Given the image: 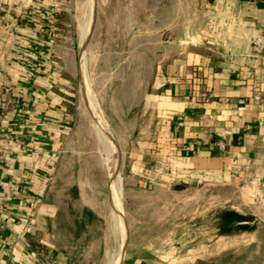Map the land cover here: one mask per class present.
Here are the masks:
<instances>
[{
  "label": "crops",
  "instance_id": "0c3cea01",
  "mask_svg": "<svg viewBox=\"0 0 264 264\" xmlns=\"http://www.w3.org/2000/svg\"><path fill=\"white\" fill-rule=\"evenodd\" d=\"M77 2L0 0V264H80L75 227L101 221L83 203L84 172L60 168L75 155L66 58L82 36ZM144 2L159 19L150 32L173 36L142 97L129 177L144 188L236 185L258 204L237 223H264V0ZM129 241L117 264H173Z\"/></svg>",
  "mask_w": 264,
  "mask_h": 264
},
{
  "label": "rangeland",
  "instance_id": "374dc122",
  "mask_svg": "<svg viewBox=\"0 0 264 264\" xmlns=\"http://www.w3.org/2000/svg\"><path fill=\"white\" fill-rule=\"evenodd\" d=\"M76 5L73 31H81L82 36L80 40L77 37L66 58L67 71L76 88L75 155L62 161L60 168L84 172L83 203L94 206L101 219L95 229L98 242L91 241L79 263H116L122 248V231L117 224V203L122 197L130 238L173 264H193L198 256L207 261L205 264H213L208 262V256L214 249V239L218 264H245L247 257L246 264H264V249L260 251L264 227L251 235L236 230L230 239L218 234L214 238L216 230L220 233L219 224L227 208L243 213L258 211V204L248 194H242L238 186H217L214 191L207 187L180 190L177 185L144 188L129 177L128 151L139 136L142 97L156 69L159 45L173 35L150 32L159 19L145 17L144 0H78ZM130 13L133 17H128ZM92 22L91 36L84 46ZM108 129L115 136L121 156L118 173V152L113 141L108 166L113 171L110 173L115 193L117 187L120 189L117 201L112 193L111 200L109 196ZM61 180L62 187L71 181Z\"/></svg>",
  "mask_w": 264,
  "mask_h": 264
},
{
  "label": "trees",
  "instance_id": "16d2710c",
  "mask_svg": "<svg viewBox=\"0 0 264 264\" xmlns=\"http://www.w3.org/2000/svg\"><path fill=\"white\" fill-rule=\"evenodd\" d=\"M178 189H182L183 188V185H178L177 186ZM86 214H88L86 211L84 212ZM241 212L239 211H234L233 208H227L225 211H224V219L222 221V223L219 224L220 228H219V232L220 233H217V230L215 232V236L214 238H216V235L218 234L220 237H225L226 239H230V237H234L233 235H236V230L240 231V230H243V231H248L249 233H247L248 235H251L252 231L253 232H259L260 231V228H263L264 227V223H254L253 225H248V224H238L237 221H238V218L241 217ZM222 216V217H223ZM76 229V237L80 240V241H84L82 242V248H78V252H77V256H80L82 257L83 256V252L87 249L86 247L90 245L91 241L96 237L98 236L99 234H97V231L95 230L96 227L95 226H91V225H76L75 227ZM255 242V241H254ZM252 242L253 245H255V243ZM257 244L258 242H261V241H256ZM80 244V243H79ZM213 244L214 245V249L212 248L211 250V253L209 254L208 256V262L209 263H213V264H218V256H216L218 253H217V250H216V239H214L213 241ZM85 247V248H84ZM213 247V245H212ZM261 250L260 251H263L264 249V239L262 240V243H261ZM211 249V247L209 248ZM79 257V258H80ZM248 257L246 258V263H248ZM207 261L203 258H201V256H198L197 260H194L193 264H205Z\"/></svg>",
  "mask_w": 264,
  "mask_h": 264
},
{
  "label": "bare ground",
  "instance_id": "6f19581e",
  "mask_svg": "<svg viewBox=\"0 0 264 264\" xmlns=\"http://www.w3.org/2000/svg\"><path fill=\"white\" fill-rule=\"evenodd\" d=\"M89 29H90V26H89ZM89 29H88V31H89ZM87 31V32H88ZM86 76L85 77H87V74H85ZM87 79H88V77H87ZM94 104H96V102L94 101ZM97 112L98 113H100L101 115H102V113L100 112V111H98V109H97ZM98 127H99V129H100V131H101V133H102V136L104 137V133H103V130H102V128H101V125L100 124H98ZM108 133L110 134V132H109V129H108ZM112 149H113V140H112V138L108 135V147H107V155H106V162H107V169H108V176H109V179H110V181L113 183V185H112V190H111V193L113 194V196H114V198H115V200H116V198H117V196L120 194V189L117 187V192L115 193V186H114V181H113V178H112V176H111V173H110V171H112V170H110L109 169V166H108V158L110 157V156H112ZM111 167V166H110ZM113 172V171H112ZM112 174H116V170L114 171V173H112ZM113 175V176H114ZM117 201V200H116ZM116 203V202H115ZM114 205V204H113ZM116 205V204H115ZM117 205H118V213H117V216H118V220H117V224H118V227L120 228V230L122 231V248H121V253H122V250H123V247H124V245H125V243H126V240H127V236H126V222H125V219H124V210H123V201H122V197L120 198V200H119V202L117 203ZM115 214V213H114ZM121 253L119 252V257H118V259H117V261H116V263H118L119 261H120V258H121Z\"/></svg>",
  "mask_w": 264,
  "mask_h": 264
},
{
  "label": "water",
  "instance_id": "95a60500",
  "mask_svg": "<svg viewBox=\"0 0 264 264\" xmlns=\"http://www.w3.org/2000/svg\"><path fill=\"white\" fill-rule=\"evenodd\" d=\"M92 27H93V22H92V26L90 27V30H89V32H88V35H87V37H86V41H85V45H84V46H86V44H87L88 41H89V38H90V36H91V32H92ZM93 117H94V116H93ZM94 119H95V118H94ZM108 135L112 138V140L114 141V143H115V145H116V148H117V152H118L117 172L120 173V161H121V156H120L119 145H118V143H117V141H116L115 136H114L113 133H110V134L108 133ZM112 185H113V183L110 181V183H109V196H110V200H111V190H112ZM125 225H126V231H127V240H126V243H125V245H124V247H123V250H122V253H121L120 263L123 261L125 255H126L127 245H128L129 240H130V231H129L128 225H127V224H125Z\"/></svg>",
  "mask_w": 264,
  "mask_h": 264
},
{
  "label": "built area",
  "instance_id": "2783aa9c",
  "mask_svg": "<svg viewBox=\"0 0 264 264\" xmlns=\"http://www.w3.org/2000/svg\"><path fill=\"white\" fill-rule=\"evenodd\" d=\"M218 146H219L220 149L224 150V149L226 148L227 145H226L225 142H223V141H219ZM27 230H28V228H27Z\"/></svg>",
  "mask_w": 264,
  "mask_h": 264
}]
</instances>
